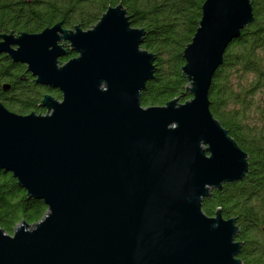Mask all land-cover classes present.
<instances>
[{"label": "water", "instance_id": "1", "mask_svg": "<svg viewBox=\"0 0 264 264\" xmlns=\"http://www.w3.org/2000/svg\"><path fill=\"white\" fill-rule=\"evenodd\" d=\"M251 21L250 0H204L180 52L190 98L147 107L139 95L154 54L120 2L86 30L58 21L0 33V54L60 93L41 97L43 114L0 102V169L46 206L32 224L0 228V264H241L236 216L218 207L207 216L200 204L247 171L207 94L227 44ZM64 41L76 56L61 62Z\"/></svg>", "mask_w": 264, "mask_h": 264}, {"label": "trees", "instance_id": "2", "mask_svg": "<svg viewBox=\"0 0 264 264\" xmlns=\"http://www.w3.org/2000/svg\"><path fill=\"white\" fill-rule=\"evenodd\" d=\"M203 1L0 0V33H38L58 21L86 30L107 6L120 2L130 26L144 31L141 48L154 54L152 78L140 92V105L158 106L175 97L184 102L190 95L183 89L180 52L197 27ZM250 2L252 21L227 44L207 94L211 115L247 155V171L242 179L211 189L200 207L207 216L217 207L223 218L236 216L234 240L240 241L241 264H264V0ZM72 55L67 50L59 59ZM24 69L0 54V102L17 114H42L38 103L43 94L59 99L60 93L35 84ZM45 211L41 200L27 198L11 174L0 169V228L5 233L11 234L22 219L28 224L40 220Z\"/></svg>", "mask_w": 264, "mask_h": 264}, {"label": "flooded vegetation", "instance_id": "3", "mask_svg": "<svg viewBox=\"0 0 264 264\" xmlns=\"http://www.w3.org/2000/svg\"><path fill=\"white\" fill-rule=\"evenodd\" d=\"M61 27L62 28H65V29H72L73 27H64L63 25H62V23H61ZM81 29V28H80ZM81 30H84V29H81ZM63 45L65 46V49H66V52H67V50L70 52V53H72L73 55L71 56V57H69V58H72V57H74V56H76V54L75 53H73V52H71L69 49H68V47H67V42L66 41H64L63 42ZM66 55V54H65ZM68 58V59H69ZM60 60V59H59ZM67 60V59H66ZM23 65V64H22ZM24 66V65H23ZM24 74H28V75H30L29 73H27V72H25V69H24ZM24 74H21V76H20V78L21 79H23V76L22 75H24ZM30 77L33 79V77L30 75ZM34 82V81H33ZM45 94H49V93H45ZM44 95V94H43Z\"/></svg>", "mask_w": 264, "mask_h": 264}, {"label": "rangeland", "instance_id": "4", "mask_svg": "<svg viewBox=\"0 0 264 264\" xmlns=\"http://www.w3.org/2000/svg\"><path fill=\"white\" fill-rule=\"evenodd\" d=\"M43 114V113H42Z\"/></svg>", "mask_w": 264, "mask_h": 264}]
</instances>
